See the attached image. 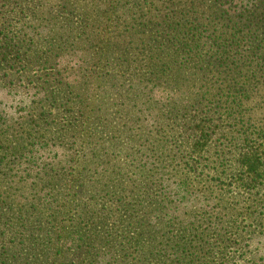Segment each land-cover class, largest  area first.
Instances as JSON below:
<instances>
[{"label": "trees", "instance_id": "16d2710c", "mask_svg": "<svg viewBox=\"0 0 264 264\" xmlns=\"http://www.w3.org/2000/svg\"><path fill=\"white\" fill-rule=\"evenodd\" d=\"M0 264H264V0H0Z\"/></svg>", "mask_w": 264, "mask_h": 264}, {"label": "rangeland", "instance_id": "374dc122", "mask_svg": "<svg viewBox=\"0 0 264 264\" xmlns=\"http://www.w3.org/2000/svg\"><path fill=\"white\" fill-rule=\"evenodd\" d=\"M0 100L6 102L9 98L5 95L4 92H0ZM253 249L258 250L259 253L264 255V236H260L259 238L255 239L253 244Z\"/></svg>", "mask_w": 264, "mask_h": 264}]
</instances>
